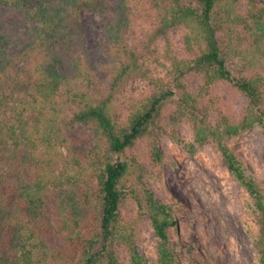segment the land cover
Wrapping results in <instances>:
<instances>
[{"label":"trees","instance_id":"obj_1","mask_svg":"<svg viewBox=\"0 0 264 264\" xmlns=\"http://www.w3.org/2000/svg\"><path fill=\"white\" fill-rule=\"evenodd\" d=\"M85 10L101 17L107 62L90 53ZM177 27L182 53L172 38ZM139 77L152 92L128 93ZM224 82L249 98L240 117L224 108ZM184 122L191 142L179 133ZM259 125V0H0V264H120L118 247L144 264L137 242L147 217L159 264H181L175 216L149 184L164 160L161 135L191 152L207 144L222 152L253 198L264 264V186L226 145ZM80 127L92 129L88 145L76 135ZM50 201L56 224L47 221Z\"/></svg>","mask_w":264,"mask_h":264},{"label":"rangeland","instance_id":"obj_2","mask_svg":"<svg viewBox=\"0 0 264 264\" xmlns=\"http://www.w3.org/2000/svg\"><path fill=\"white\" fill-rule=\"evenodd\" d=\"M264 4V0H259ZM84 28L90 33L88 46L93 60H104L108 41L103 34V23L99 14L89 10L82 12ZM183 30L172 31L176 49L182 53ZM161 41V47L163 45ZM109 61V60H108ZM158 72L165 73L159 66ZM106 82V77H103ZM192 90H196L199 79L189 78ZM153 86L149 79L139 77L127 89L128 93H150ZM223 100L239 117L248 106V96L235 90L231 83L224 82L219 88ZM215 123V116H212ZM180 135L187 141L194 139L190 123L179 126ZM76 135L84 144H89L94 135L92 129L80 127ZM164 160L154 166L149 184L164 204L171 206L176 225L172 228L173 247L181 264H261L256 246L259 225L255 221L253 198L229 168L221 151L212 144L191 152L170 136H160ZM145 143L141 142V146ZM237 165L248 175L256 177L264 186V126L251 128L226 142ZM169 177V179H168ZM47 221L57 223L56 205H46ZM54 241L58 239L53 237ZM150 218L142 224V236L137 242L139 254L145 256L144 264H159L157 243ZM56 243V242H55ZM120 264H134L118 247Z\"/></svg>","mask_w":264,"mask_h":264},{"label":"bare ground","instance_id":"obj_3","mask_svg":"<svg viewBox=\"0 0 264 264\" xmlns=\"http://www.w3.org/2000/svg\"><path fill=\"white\" fill-rule=\"evenodd\" d=\"M168 179H169V177H168Z\"/></svg>","mask_w":264,"mask_h":264}]
</instances>
